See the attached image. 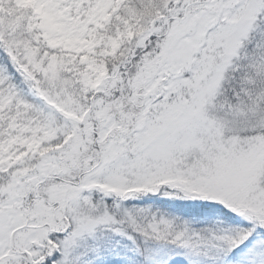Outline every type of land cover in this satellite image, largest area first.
Segmentation results:
<instances>
[{
    "label": "snow or ice",
    "instance_id": "snow-or-ice-1",
    "mask_svg": "<svg viewBox=\"0 0 264 264\" xmlns=\"http://www.w3.org/2000/svg\"><path fill=\"white\" fill-rule=\"evenodd\" d=\"M0 264H264V0H0Z\"/></svg>",
    "mask_w": 264,
    "mask_h": 264
}]
</instances>
